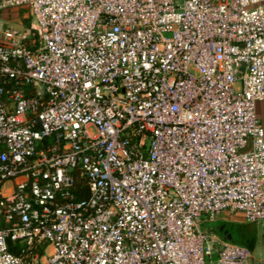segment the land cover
<instances>
[{
    "label": "built area",
    "instance_id": "obj_1",
    "mask_svg": "<svg viewBox=\"0 0 264 264\" xmlns=\"http://www.w3.org/2000/svg\"><path fill=\"white\" fill-rule=\"evenodd\" d=\"M263 101L264 0H0V264H251Z\"/></svg>",
    "mask_w": 264,
    "mask_h": 264
},
{
    "label": "crops",
    "instance_id": "obj_2",
    "mask_svg": "<svg viewBox=\"0 0 264 264\" xmlns=\"http://www.w3.org/2000/svg\"><path fill=\"white\" fill-rule=\"evenodd\" d=\"M257 113L264 125V101L258 103ZM202 226L204 230L217 234L226 242H234V244L248 248L253 254L251 264H256V262L264 264V258H260L264 252V223H250L241 213L225 211L220 213L214 221L203 222ZM257 253H259V258Z\"/></svg>",
    "mask_w": 264,
    "mask_h": 264
},
{
    "label": "rangeland",
    "instance_id": "obj_3",
    "mask_svg": "<svg viewBox=\"0 0 264 264\" xmlns=\"http://www.w3.org/2000/svg\"><path fill=\"white\" fill-rule=\"evenodd\" d=\"M19 14L20 15L12 12V13H8V14H4L2 17L4 19H6V20H9V22H11L15 27L21 28L22 27L21 24L26 25V21L30 20V19H29L28 13L22 14V11H21V12H19ZM258 251H260V250H258ZM257 255H258V258H259V253H257ZM260 258L261 259L264 258V252H263V255ZM256 264H259V263L256 262Z\"/></svg>",
    "mask_w": 264,
    "mask_h": 264
},
{
    "label": "trees",
    "instance_id": "obj_4",
    "mask_svg": "<svg viewBox=\"0 0 264 264\" xmlns=\"http://www.w3.org/2000/svg\"><path fill=\"white\" fill-rule=\"evenodd\" d=\"M25 13H26L25 11H22V14H25ZM29 22H30V20H27V21H26V24L28 25Z\"/></svg>",
    "mask_w": 264,
    "mask_h": 264
}]
</instances>
